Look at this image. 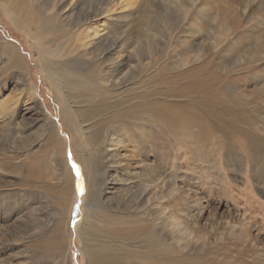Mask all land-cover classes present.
Returning <instances> with one entry per match:
<instances>
[{
	"label": "rangeland",
	"instance_id": "rangeland-1",
	"mask_svg": "<svg viewBox=\"0 0 264 264\" xmlns=\"http://www.w3.org/2000/svg\"><path fill=\"white\" fill-rule=\"evenodd\" d=\"M57 1L0 0V103L3 101L0 116L5 117L3 111L8 109L14 112L11 118L6 119V116L4 121L0 120V250L6 251L0 254V264L11 263L10 244L36 232L45 234L47 240L55 233L64 242L61 248L67 250L70 246L66 259L61 252L56 258L51 257L46 248L41 254L27 253V260L21 256L16 264L19 261L86 264L81 237L75 234L84 215L83 160H87L88 154L80 130L82 122L78 124L70 111L62 91L69 92L61 89V83H70L71 78L65 77L76 73L81 76L80 82L95 86L97 92L99 81L94 66L85 64L73 65L62 77L55 64L59 59L52 57L51 51L65 54L73 48L77 17L97 21L98 30L107 14L115 17L109 28L116 31L104 45L105 51L116 47L118 41L114 38H124L130 48L137 50V58L142 63L137 76L134 75L135 79L126 87L132 89L139 85L144 90L142 94H155L159 108L167 104L171 106V113L190 120L184 127L174 129V134L164 131L162 124L152 135L145 126H140L137 129L143 130L135 136V150L131 155L128 147L118 151L121 160L129 154L157 169L160 196L166 195L167 184L171 187V221L176 220L183 234V241L171 246V260L175 264H264V95L257 96L255 89L264 85V61L253 62L254 58L264 57V27L248 20L244 22V29L231 30L228 36L221 31L222 25L225 27L228 22L237 20L239 15L242 21L246 14L249 16L248 11L242 15V5L254 8L264 4V0H63L60 20L50 13ZM218 10L224 11V18L215 16ZM253 12L257 18L264 14L263 11ZM47 17L54 18L48 20ZM253 63H256L257 73L250 74ZM197 76L216 78V92L211 90L209 96L216 99L219 107L225 105L226 100L229 104L228 98L232 99L231 92L235 88L236 98L240 99L238 107L233 114L224 116V119L232 116L228 118L230 122L221 123L210 113L198 109L189 100L192 97L198 101L195 94L177 93L179 85L193 83ZM26 86L34 88V100L25 93ZM42 115L59 127L57 137L62 145L57 148L61 157V160L56 158L57 162L50 161V149L40 141L38 127L42 124ZM203 125H212L208 129L212 130L211 137L203 132ZM52 142L56 147L54 139ZM25 151L29 160L35 158L40 163L43 176L47 175L40 181L31 174L33 189L26 186L21 189L17 182L19 176L13 171L20 159L11 153L22 155ZM52 167H59L64 176L67 171L71 178L72 195L63 211L55 198L59 185L47 181ZM98 181L95 187L100 190L91 195L95 198L91 197L88 215L91 219L95 216L114 218L110 207L116 201H111L108 197L111 193L103 189L105 179L98 178ZM42 182L49 185L50 192L44 191L46 185ZM96 206L102 211L93 209ZM195 236L204 242L201 252L186 247V241ZM220 238H224V244H220ZM34 241H29L32 247ZM216 242L220 249L215 246ZM214 250L225 261L207 260L205 255Z\"/></svg>",
	"mask_w": 264,
	"mask_h": 264
},
{
	"label": "bare ground",
	"instance_id": "bare-ground-1",
	"mask_svg": "<svg viewBox=\"0 0 264 264\" xmlns=\"http://www.w3.org/2000/svg\"><path fill=\"white\" fill-rule=\"evenodd\" d=\"M59 1H57V4L51 7L50 10V13L55 18L57 17L58 20L62 19L60 11L63 0ZM260 5L264 7V4ZM260 5H257L254 8H251L252 6L248 7L247 5H242V15L248 11L249 16L247 17L246 14L247 18L243 17L244 20L242 21L241 15H239L237 20L228 22L225 27L222 25V34L228 36L231 30L236 28L238 30L244 29V22L248 20L260 23L261 26L264 27V14H262L263 16H259L261 18H257L258 15H255L256 18H254L253 11L258 13L260 11L264 12V9H262ZM72 13L73 12L70 14ZM219 15L224 18V11L218 10L215 13V16ZM94 17L96 18V15H94L93 18ZM126 17L127 15L122 19L124 20ZM53 18L51 19L47 17L48 20H53ZM63 21H65V19ZM113 22H115V17L108 16L107 14L102 18L99 26L100 29L97 30V28H95L96 25L99 24L97 21L77 17L76 22H74L76 30L73 35L76 37V42L73 44V48L69 49L65 54H60V52L56 50L51 51V56L54 58L58 57L57 59H59L55 64L59 66L60 69L58 71L61 76L64 75L65 77L66 69L73 67V65L79 66L85 64L89 67L94 66L93 71L97 75L99 81L98 86H96L99 91L96 92L95 86H90L89 83L80 82L81 76L79 74L74 73L75 75L73 77L66 76V79L71 78L70 83L65 82V84H63L60 80L62 82L61 89L66 88L69 92L68 94L67 92L62 91L70 111L74 114L78 124L82 122L80 130L83 132L82 136L84 138L85 151L88 154L87 160H83L85 175L84 215L76 226L75 235L81 237L83 249H80L84 254L86 264H175L176 262L171 260V246H178L182 240L183 234H181L182 228L178 227L176 220L171 221V187L167 184L168 191L166 192V195L164 196V194H162L163 196H160L159 193L161 188H159V184L156 182L157 169L153 165H149L147 161L145 162L143 159H135L134 156L131 157L129 154L135 150V147L133 146L136 134H140V130H143L137 129L141 128L140 126H145L149 134L152 135L153 133H157V131H154L155 128L162 124L164 131L169 134H174V129L184 127L190 120L176 112L171 113V106H168L167 104L163 105L162 108H159L158 104H160V102L154 97L155 94H150L149 92H147L149 94L146 92L142 94L144 90L142 91L139 85H135L134 83L135 88H127V85L130 86L129 82L135 79L133 76H137L138 69H141L142 63L140 59L137 58V50H135V48H130V44H126L124 38H114L113 40L118 41L116 47L113 50L105 51L104 45H106L114 31H116L115 29L110 31L112 29L109 27L114 24ZM257 26L259 27V25ZM237 31L233 36H236ZM102 35H104L102 38H98ZM228 44L229 42L226 41L225 45ZM129 48L130 51L128 50ZM256 61L257 63H261L264 61V57H260L259 59L254 58L253 62ZM251 68L252 72L250 71V74L257 73L256 63H253ZM192 73L195 74L196 72L194 71ZM215 79H203V77L197 76V79L193 83L190 82L187 85H179L180 87H178L177 93L195 94L196 100L198 101L195 102L192 97L189 99L193 105L197 106V108L201 109L204 113H210L211 117L217 121L227 123L231 121L228 118H231L232 116H227L225 119L224 116L233 114L235 107H238L237 104L240 99L236 98L238 96L234 88L231 92L232 99L230 96L229 98L227 97L230 101L229 104L226 103V100L223 102L225 105L219 107L216 99L209 96L211 90H213V93L216 92L214 83L216 85L217 81ZM155 84L157 85L158 83L155 82ZM173 85L177 86L176 83H173ZM88 88L90 89L88 90ZM83 89L87 90L88 93H85ZM255 89L257 90V96L264 95V85L258 88L255 87ZM33 90L34 88L32 86H26V92L24 91L28 97H30V100L35 99L33 93L35 91ZM2 102L0 104H2ZM239 106L241 107V105ZM3 112L5 117L0 116V120L3 119V121L6 116H8L6 119H9L14 115L12 109ZM213 124L215 125V123ZM210 126L212 125H203L202 127L203 132H206L209 137L212 135V130H208ZM58 128L56 122H53L45 115H42V124L38 127V131L41 134L40 141H44L50 149L51 162L55 160L57 162V159L59 158L57 148H61L62 145L59 143L57 137L59 132ZM167 133H163L162 135ZM53 139L56 143V147L52 142ZM187 142L188 141H186L185 144H187ZM126 147L130 149L128 151L129 154H126L127 156L121 160L120 158L122 157L118 156V151ZM28 150L31 151V148ZM24 154L18 155L15 152L11 153V156L20 159V163L13 167V169H15L13 171L19 176L17 182L21 185V189L25 186L31 189L34 187L33 185H30L32 183L29 179L31 174L35 175L40 181L42 177L45 178L47 175L43 176L44 172L40 168V163L35 160V158H30L29 160L28 153L25 151ZM59 159L61 160V157ZM11 160L13 162V158H11ZM64 160H66V158L63 159V162ZM92 161H94V163L89 169V165ZM58 168L52 167V172L47 173L49 175L47 181L52 180L56 185H59L56 188L55 198L60 202L59 207L63 211L68 205L70 195H72L70 189L71 178L70 175L67 174V171L65 176L62 175ZM131 172L132 174L130 175ZM71 177L73 179V176ZM102 177L105 179L103 189L106 193H111V195L108 196L111 198V201H116V203L114 201L115 204L112 203L110 207L113 209L111 210V214H113L114 218H111L110 216V218L95 216L91 219L89 217L90 214L88 215V212L90 211L89 206H92L90 205L91 197L93 198L91 195L100 190H97L95 186L98 184V178ZM42 183L46 185L45 182ZM45 187L46 189L44 191L48 190L50 192L49 185H46ZM53 195H55V193ZM93 209L98 210V212L101 210L99 206H96ZM65 223H67V221ZM55 224L58 226V223ZM58 228L60 229V226ZM45 236V234L42 236V233L39 234L36 232L35 234H30L27 238L24 237L18 239V241L16 239L15 243L10 244L8 250L11 252L12 256L10 264H16L15 262L19 260L21 256L24 260L29 259L27 253L30 252L41 254L47 250L46 248L49 249L48 255L51 257L56 258L61 252L65 260L70 246L67 250L66 248H61L62 245H64L62 244L64 242H61L59 238L55 236V233H53L48 240ZM233 238L235 239V237ZM33 239H35V244L32 247L29 244V241ZM219 242L220 244H224V238H220ZM219 242H216L215 246L217 248H219ZM186 247L190 249V251L201 252L205 245L201 239L195 236L186 241ZM0 248H2V246ZM19 248L23 249H21V251H16ZM1 250L0 254L6 252ZM205 256L209 261H225L224 257L215 250ZM178 263L188 264V262ZM17 264H26V262L19 261Z\"/></svg>",
	"mask_w": 264,
	"mask_h": 264
},
{
	"label": "snow or ice",
	"instance_id": "snow-or-ice-1",
	"mask_svg": "<svg viewBox=\"0 0 264 264\" xmlns=\"http://www.w3.org/2000/svg\"><path fill=\"white\" fill-rule=\"evenodd\" d=\"M72 166H73V168H75V167H76L74 164H73Z\"/></svg>",
	"mask_w": 264,
	"mask_h": 264
}]
</instances>
